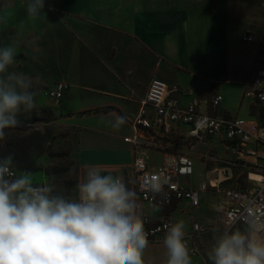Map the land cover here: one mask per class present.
<instances>
[{
  "label": "crops",
  "instance_id": "0c3cea01",
  "mask_svg": "<svg viewBox=\"0 0 264 264\" xmlns=\"http://www.w3.org/2000/svg\"><path fill=\"white\" fill-rule=\"evenodd\" d=\"M263 4L264 0H45V18L31 21L26 0H0V44L15 38L18 54L45 59L48 71H60L53 85L69 84L59 111L77 117L79 127L87 131L79 137L76 159L81 170L131 173L135 152L124 138L133 134L132 121L153 79L179 86L182 105L190 101L189 93L221 95L223 102L213 112L218 117L233 118L246 109L250 115L251 107L259 106L246 105L244 93L264 35ZM39 27L41 34L36 33ZM248 33L255 36L254 42L243 41ZM106 109L110 111L94 114ZM115 115L126 118L122 126L127 132L108 126ZM183 130L169 139L177 149L185 141L180 137ZM144 154L151 166V158L160 157L154 167L164 160L159 151ZM193 180L191 185L197 187ZM211 197L219 198L202 195L198 209L185 202L169 208L171 215L168 209L150 214L154 221L159 214L173 222L182 219L190 231L193 223L213 224ZM213 242V232L201 239L202 254L192 257L193 264H209L207 251ZM165 251L163 244L149 243L145 264H165Z\"/></svg>",
  "mask_w": 264,
  "mask_h": 264
},
{
  "label": "clouds",
  "instance_id": "9594fccd",
  "mask_svg": "<svg viewBox=\"0 0 264 264\" xmlns=\"http://www.w3.org/2000/svg\"><path fill=\"white\" fill-rule=\"evenodd\" d=\"M44 7L45 0H26L27 19L45 18ZM17 51L15 38L0 44V140L20 123L18 114L35 108L33 78L9 70ZM108 123L119 131L126 118ZM168 183L154 177L149 188L166 196ZM148 235L138 195L122 176L90 167L75 195H65L17 172L14 154L0 157V264H145ZM213 239L209 264H264V219L251 208L244 230L225 224L213 229ZM163 245L165 264H193L184 220L166 226Z\"/></svg>",
  "mask_w": 264,
  "mask_h": 264
},
{
  "label": "built area",
  "instance_id": "2783aa9c",
  "mask_svg": "<svg viewBox=\"0 0 264 264\" xmlns=\"http://www.w3.org/2000/svg\"><path fill=\"white\" fill-rule=\"evenodd\" d=\"M243 41L252 43L255 36L248 33ZM245 85L244 98L252 99L264 108V35L251 78ZM69 88L67 82H57L46 90V96L55 105H60ZM182 94L179 86H169L159 79L151 81L145 98L140 102L139 112L132 121L133 134L124 138L135 152L131 177H126L125 173L116 175L122 176L138 195L149 243L163 244L166 226L174 223L160 214L154 221L151 212L163 211L185 202L191 208L198 209L202 195L219 197L213 209V224L193 223L191 230L186 231L194 257L201 256V239L212 233L214 228L223 229L225 224H231L244 230L248 209H253L264 219V129L242 118L216 116L213 112L223 102L221 95L194 97L189 93L190 101L182 105ZM179 128H184L180 137L187 142L219 141L230 166L216 170L214 176L200 182L197 187L192 186L195 175L193 157L169 142ZM149 150L163 153L164 160L159 167L151 166L145 157L144 153ZM240 167H248L259 176V180L253 181L250 179L251 173L248 174L251 187L246 190L226 186L233 180V168ZM88 169L84 171L85 175ZM154 177L168 179L169 183L164 185L166 196L150 190L149 183Z\"/></svg>",
  "mask_w": 264,
  "mask_h": 264
},
{
  "label": "rangeland",
  "instance_id": "374dc122",
  "mask_svg": "<svg viewBox=\"0 0 264 264\" xmlns=\"http://www.w3.org/2000/svg\"><path fill=\"white\" fill-rule=\"evenodd\" d=\"M41 31L42 28L39 27L36 33L41 34ZM9 70L24 72L33 78V91L36 93L35 108L29 113L18 114L17 119L20 123L16 127L5 129V138L0 140L1 149L18 158L14 161L17 172H30L37 182H50L62 194L75 195L76 185L85 178L84 170L79 168L76 159L79 137L87 131L83 129V125H81L82 128L79 127L77 117L63 115L59 111V105L52 103L46 96V90L52 87L54 77L60 71H48L47 60L31 58L25 53H17L16 62ZM239 94L240 92L235 93V100ZM253 102L255 103L252 99L245 100L246 105ZM109 111L110 109H106L94 114ZM233 118L246 119L251 124L264 129V108L261 106H252L250 115H247L246 109L240 116L235 115ZM108 126L111 127V125ZM119 131L127 132L123 126ZM111 137L118 139L113 134ZM179 148L189 152L194 159L193 183L195 185L204 180L207 181L208 176H214L216 170L230 166L226 161L223 146L213 140L199 143L180 141ZM149 154L152 155V153ZM159 158H151L154 166L159 164ZM249 173L253 171L248 167L233 168V180L226 186L245 190L250 188ZM125 175L128 178L131 177L128 170L125 171ZM218 199L211 197V205L216 204ZM172 211L168 209L167 214L171 215Z\"/></svg>",
  "mask_w": 264,
  "mask_h": 264
},
{
  "label": "trees",
  "instance_id": "16d2710c",
  "mask_svg": "<svg viewBox=\"0 0 264 264\" xmlns=\"http://www.w3.org/2000/svg\"><path fill=\"white\" fill-rule=\"evenodd\" d=\"M5 135H6V131H5ZM9 154H10V152L5 151L4 149H1V147H0V157L7 156V155H9ZM17 159H18V158H16V157L14 156V161L17 160Z\"/></svg>",
  "mask_w": 264,
  "mask_h": 264
},
{
  "label": "bare ground",
  "instance_id": "6f19581e",
  "mask_svg": "<svg viewBox=\"0 0 264 264\" xmlns=\"http://www.w3.org/2000/svg\"><path fill=\"white\" fill-rule=\"evenodd\" d=\"M250 179L253 181L259 180V176L251 173Z\"/></svg>",
  "mask_w": 264,
  "mask_h": 264
}]
</instances>
